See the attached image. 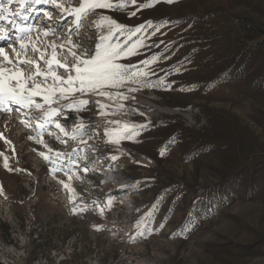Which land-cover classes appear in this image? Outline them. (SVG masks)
Segmentation results:
<instances>
[{
	"label": "rangeland",
	"instance_id": "374dc122",
	"mask_svg": "<svg viewBox=\"0 0 264 264\" xmlns=\"http://www.w3.org/2000/svg\"><path fill=\"white\" fill-rule=\"evenodd\" d=\"M146 2L96 9L71 34L80 51L94 50L108 33L95 27L98 15L128 29L145 25L109 41L124 48L142 41L135 55L117 61L148 73L113 92L128 99L73 93L51 105L58 114L44 128L37 125L49 105L0 111V264H264V0H161L139 9ZM7 7L15 12L18 4ZM21 15L29 18L16 22L34 27L32 40L46 58L53 44L58 55L59 46L66 50L73 16L62 20L59 8L43 4ZM57 21L56 34H41ZM80 100L88 103L68 107ZM107 100L104 115L97 101ZM122 124L146 127L108 143L105 130ZM80 126L84 135L72 139ZM208 189L232 194L230 204L205 211L200 201L194 212L193 196Z\"/></svg>",
	"mask_w": 264,
	"mask_h": 264
},
{
	"label": "snow or ice",
	"instance_id": "6c2138e0",
	"mask_svg": "<svg viewBox=\"0 0 264 264\" xmlns=\"http://www.w3.org/2000/svg\"><path fill=\"white\" fill-rule=\"evenodd\" d=\"M137 0H80L78 7H72L70 0H7L6 3L0 4L3 14H0V21H6L10 28H0V111H19L21 109H42L44 105H49L47 111L43 113V123L37 125L38 128H44L45 125L53 123V117L57 116L58 109L51 107L52 104L59 103L60 100L68 99L73 93L79 92L81 95L86 93H92L94 95L103 96L108 99H116L119 97L121 100L128 99L121 92L112 93L105 89L113 88L118 89L124 83H140V77H146L148 75L143 69H137L136 65H125L118 63L121 59H126L129 56L136 54L138 46L142 45V41H138L131 47L124 48L119 43L111 44L109 41L115 32L119 31L122 34L127 31L134 36L136 33L141 32L145 25L141 24L134 29H128L127 26L119 24L116 20L106 15H98L94 22L95 27L104 29L107 28V35H99V42L96 44L95 49L88 48L80 51V45L75 43L71 39V34L75 29H78L80 23L84 17L89 13L95 12L96 9H124L129 4H136ZM161 0H147L146 3L140 4L139 9L150 8L155 4L160 3ZM163 2L172 4L176 0H163ZM18 4V8L15 12L10 13V9L7 4ZM51 5L54 8H59L61 12V19H66V16H73V28H70L66 36V44L68 47L65 50V46H59V55L57 52V46L52 45V53L50 58L45 57V53L41 52L32 40L31 33L34 31L32 25L21 26L11 17H20L22 20H27L28 15H21L23 11L31 13L36 5ZM68 5L65 7V5ZM138 9V10H139ZM46 18H51V13L48 10H43ZM130 17L135 16L136 12H130ZM148 27H152V22H146ZM167 22H162L157 26V31L160 27H163ZM63 27L59 21L54 22V26L47 28L42 35L56 34L57 30ZM11 30L15 31L14 40L9 36ZM154 34V33H153ZM6 48H11L12 57L10 58ZM32 56H37V59H32ZM71 59V63H69ZM156 57H153L152 61H142L141 63L147 66L152 63ZM43 62L44 68L40 67V63ZM8 65L10 67H5ZM25 68L29 69L28 74H25ZM58 69H63L67 73L66 77H62L57 74ZM74 73V74H73ZM39 81V82H37ZM50 81V83H49ZM154 86V85H147ZM129 91H136V89H129ZM41 97L42 103H37L35 97ZM87 100H80L77 103L69 104L71 109L75 107L79 110L80 107L86 105ZM100 108L103 109L105 105L100 104L97 101ZM13 105L16 106L13 109ZM123 107V105H119ZM101 114H104L103 112ZM24 123V121H22ZM113 123L120 125L121 122L114 121ZM56 128L64 131L61 128L59 122H55ZM146 125H129L122 124V129H106L105 135L108 137V143L119 144L122 139H133L139 135L138 129L145 128ZM131 129V131H129ZM84 135L83 127H78L72 134L71 138L76 139V135ZM68 135V133H65ZM61 143L65 141L59 136L56 137ZM32 139V137H29ZM38 143L44 144L41 139ZM45 147L47 145L45 144ZM52 150L49 149V152ZM77 150L73 149V153ZM73 153H68L71 157ZM163 155V152H161ZM2 155V153H0ZM44 156L43 153H41ZM62 153H57V156H62ZM45 159L49 157L44 156ZM84 159V157H80ZM112 160H117L118 157L111 156ZM75 163V161H72ZM4 167L8 168L7 157H5ZM82 171L87 172L88 168L85 167ZM73 177L70 175L69 180ZM64 187L75 195V190L71 188L70 184L61 182ZM111 200H109V204Z\"/></svg>",
	"mask_w": 264,
	"mask_h": 264
},
{
	"label": "trees",
	"instance_id": "16d2710c",
	"mask_svg": "<svg viewBox=\"0 0 264 264\" xmlns=\"http://www.w3.org/2000/svg\"><path fill=\"white\" fill-rule=\"evenodd\" d=\"M218 191L220 192L221 190L213 192L211 189H208L197 192V194H195L192 199V208H194V212L196 211V207H198L200 201H202V203L199 205V207H202L205 211H208L212 205L222 206L230 204V201L233 197L232 194L223 195ZM180 197V194H177L176 198L172 200V207L180 200ZM190 223L192 224V221H190Z\"/></svg>",
	"mask_w": 264,
	"mask_h": 264
},
{
	"label": "bare ground",
	"instance_id": "6f19581e",
	"mask_svg": "<svg viewBox=\"0 0 264 264\" xmlns=\"http://www.w3.org/2000/svg\"><path fill=\"white\" fill-rule=\"evenodd\" d=\"M67 32V31H66ZM0 44H3V42H0ZM10 55H12V53H10ZM106 91H109V92H114L115 91V89H113V88H108V89H105ZM106 98V97H105ZM42 99V98H41ZM111 103V102H110ZM110 103H109V101L107 100L105 103H104V105H105V107L103 108V111H104V115H107V112H106V108H108V107H111L110 106ZM113 103V102H112ZM98 110V109H97ZM9 121H11V119L9 118ZM20 121V120H19Z\"/></svg>",
	"mask_w": 264,
	"mask_h": 264
}]
</instances>
